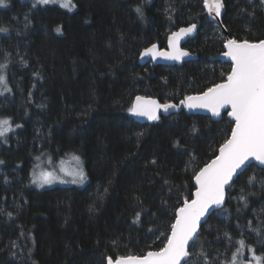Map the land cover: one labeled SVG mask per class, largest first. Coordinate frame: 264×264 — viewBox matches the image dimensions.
Listing matches in <instances>:
<instances>
[{
  "label": "trees",
  "instance_id": "1",
  "mask_svg": "<svg viewBox=\"0 0 264 264\" xmlns=\"http://www.w3.org/2000/svg\"><path fill=\"white\" fill-rule=\"evenodd\" d=\"M72 1V11L32 0L0 5V26L8 28L0 63L10 89L1 90L0 118L13 128L0 138V264H107L162 248L175 209L192 198L194 173L217 155L233 121L227 112L213 120L181 108L140 123L128 109L136 95L179 105L225 80L231 65L214 58L224 51L222 26L233 39L264 40L261 0H224L222 26L202 0ZM196 22L183 45L196 59L138 62L144 48H163L172 31ZM41 152V159L79 154L89 181L34 188ZM262 182L264 167L255 164L234 179L187 264H204L201 251L212 264L230 261L241 239L246 256L248 247L264 256V229L258 236L249 228L264 222Z\"/></svg>",
  "mask_w": 264,
  "mask_h": 264
},
{
  "label": "snow or ice",
  "instance_id": "2",
  "mask_svg": "<svg viewBox=\"0 0 264 264\" xmlns=\"http://www.w3.org/2000/svg\"><path fill=\"white\" fill-rule=\"evenodd\" d=\"M49 2L50 0H36L38 4H48ZM203 3L209 14L214 12L216 16L220 15L224 6L222 0H203ZM4 4H6V0H0V5ZM261 4H264V0H261ZM61 7L71 10L75 5L71 0H64ZM135 11L139 15H143L140 7H137ZM195 28L196 25L192 24L186 28H180L178 32H173L168 37L169 51H158L157 45L152 44L140 53L141 57L150 55L153 60L158 56L166 60H180L188 56L189 53L179 47V43L182 36L191 33ZM56 31L59 32L60 28H57ZM6 32H8V28L0 26V33ZM224 46L227 51L223 54L230 57L232 61L231 72L227 75L226 80L208 87L199 95L186 96L180 103L188 108L207 109L214 116L220 115L222 108L230 106L231 111L228 112V116L234 121L230 136L220 144L219 154L194 173L196 190L192 193L193 198L184 199L182 206L175 209V219L170 225V234L166 236L164 246L158 251H148L142 256H118L115 260L108 257L107 264H181L182 258L189 256L186 246L189 241H194L198 234L197 229L201 217L210 207L221 206L224 203L226 190L231 186L230 182L233 181L237 170L245 166V162L250 158L264 165V40L250 43L248 40L229 39ZM7 55L5 53L6 60ZM6 67V63H0V90L2 91H10L3 74ZM175 107L178 105L159 103L156 99L136 96L128 111L133 115L146 117L153 121L159 119L158 110L168 112L169 109ZM12 130L10 118H0V138H5ZM44 155L45 153L41 152L35 157L37 163L33 166L32 183L43 186L57 180L65 182L55 171L41 169L40 161ZM68 155H71L78 167L71 172L61 168V172L64 175L72 176V183L83 182L86 177L82 167H79L81 165L80 157L71 153ZM255 181L256 177L252 176L249 177L248 183L252 184ZM240 199L246 206L247 201L244 197L241 196ZM9 215L11 214L9 213ZM139 216L140 214L137 213V219ZM249 228L260 236L261 230L264 229V222H258L256 227H252V222L249 221ZM149 231L153 230L149 229ZM224 236L231 244L232 237L227 232L224 233ZM237 243L239 248L232 254L231 260L221 261V264H243L242 261H238L237 257L238 255L243 256L246 247L245 241L241 239ZM248 251L251 253L253 250L248 247ZM200 254L204 256V264H212L203 251ZM252 259L255 264H261L260 256L253 253Z\"/></svg>",
  "mask_w": 264,
  "mask_h": 264
},
{
  "label": "water",
  "instance_id": "3",
  "mask_svg": "<svg viewBox=\"0 0 264 264\" xmlns=\"http://www.w3.org/2000/svg\"><path fill=\"white\" fill-rule=\"evenodd\" d=\"M202 1H203V0H202ZM222 3H223L224 6H223V8L221 9V13H220L219 16H216L214 12H213L212 14H209L208 10L204 7V3H203V7H204V10H205V13L207 14L209 20H210L211 22H214V23L220 25V26H222V16H223L224 11H225L224 0H222ZM193 24L196 25V28L193 29V31H192L191 33H189V34H187V35H185V36H182V38L180 39V43H179V47H181L183 50H185V51H187V52L189 53L188 56L183 57V58H181L180 60H166V59H164V58L158 56L155 60H153V59L151 58L150 55L147 56V57H141V55H139V60H138V62H139L140 64H142V65H143V64H146V63H149V62H152L153 64H160V65L173 66V65H181V64H182L183 62H185V61L192 60V59H196V58H197V55H196L195 53H192V52H190L189 50H187L186 48L183 47V45H184V43L186 42V40H188L189 38L195 36V34H196V31H197V29H198V25H199V23L196 22V23H193ZM190 25H192V24H190ZM190 25L182 26V27H180V28H186V27H188V26H190ZM180 28H178V29L172 31V32L167 36L165 47L161 48L158 44H156V45H157V50H158V51H169L170 49H169L168 37H169L173 32H178ZM222 29H223V33H224V36H225V42H224V45H225V43H226L227 40H229V39H233V38H231V37L228 36L227 31L224 29L223 26H222ZM238 41H243V40H238ZM260 41H261V40H260ZM249 42H250V43H258L259 41H249ZM151 45H152V44H151ZM151 45L147 46L146 48H149ZM146 48H144V49H146ZM144 49H143V50H144ZM143 50H142V51H143ZM226 51H227V48H225V46H224V51H223L222 53L216 55L214 58L219 59V60H221V61L228 62V63H230V65L232 66V61H231L230 57H227V56H225V55L223 54V53L226 52ZM230 72H231V69H230ZM226 78H227V76H226ZM226 78H225V80H226ZM222 82H224V80L221 81V82H219V83H222ZM201 93H202V92H201ZM199 94H200V93H198V94H191V95H189V96H194V95H199ZM136 96H144V95H136ZM136 96H135V97H136ZM135 97H134V99H133V102H134V100H135ZM144 97L152 98V99H156V100L160 103V101H159L157 98H155V97H152V96H144ZM133 102H132V103H133ZM172 104H173V103H172ZM175 105H177V104H175ZM181 108H184L188 113H191V114H202V115H207V116H209V117H210L211 119H213V120H219L224 112H227V113H228L229 111H231L230 106H226L225 108H222V109L220 110V115H218V116H214V115H213L210 111H208L207 109H204V108H188V107H186L184 104H181V105H178V107H175V108L169 109L168 112H164L163 110H158L157 115H158V116H160V114L167 115V114H169V113H171V112L179 111ZM132 115H133V114H132ZM133 117H134V119H135L136 121H138V122H140V123H151V122L155 121V120L150 121V120H148L146 117H140V116H136V115H133ZM230 118H231V117H230ZM231 120L233 121L232 118H231ZM233 124H234V121H233ZM230 134H231V132H230ZM229 136H230V135H229ZM218 154H219V152H217V155H218ZM214 158H215V157H213L212 159H214ZM212 159H211V160H212ZM211 160H210V161H211ZM210 161H209V162H210ZM209 162H207V163H209ZM250 164H255V165L259 166V167H264V165H261V164H260L258 161H256L255 159L250 158L249 161H246V162H245V166H242L241 169H238V170H237V173L234 174V176H233V181H234V179H235V178H236L241 172H243V171L245 170V168H246L248 165H250ZM203 166H204V165H203ZM203 166H202V167H203ZM202 167H201V168H202ZM198 171H199V170H198ZM233 181H232V182H233ZM232 182H230V184H232ZM193 184H194V190H193V193H194L195 190H196V185H195V181H194V179H193ZM228 188H229V187H228ZM228 188H227V190H228ZM227 190H226V194H225V201H224V203H223L221 206H212V207H210L209 210L205 213V215H204L203 217H201V221H200V224L198 225V229H197V233H198V234L195 236V239H196V237H197V236L199 235V233H200L201 225L205 223V221L207 220L208 216H209L211 213H213V212H215V211L221 209V208L225 205V202H226V195H227ZM192 198H193V197H192ZM169 234H170V233H169ZM195 239H194V240H195ZM192 243H193V241H189V244L186 246V250H187L188 252H189V249H190V246H191ZM150 251H158V250H150ZM146 253H147V252H146ZM146 253H145V254H146ZM134 256H136V255H134ZM141 256H142V255H141ZM125 257H127V256H125ZM188 258H189V256L186 257V258H182V260H181V264H184L185 261H187Z\"/></svg>",
  "mask_w": 264,
  "mask_h": 264
},
{
  "label": "rangeland",
  "instance_id": "4",
  "mask_svg": "<svg viewBox=\"0 0 264 264\" xmlns=\"http://www.w3.org/2000/svg\"><path fill=\"white\" fill-rule=\"evenodd\" d=\"M32 1H34L36 3V0H32ZM63 2H64V0H50V2L48 4L61 7V3H63ZM71 2L73 4L72 0H71ZM61 8H63V7H61ZM64 9H67V8H64ZM73 9L74 8H72L71 10H69V9H67V10L72 11ZM0 94H3V93H1V90H0ZM75 155H78L80 157V160H81V165L79 167H82V170H83L84 175L86 177L83 180V182L72 183L71 180L73 179V177L69 176V175H64V173L61 172V168L71 172L73 169L78 167L76 162L72 159L71 155H66V156L56 157V158L50 157V158H46V159H41V161H40L41 169H44L47 171H55V173L58 176H60L65 182L62 183V182H60V180H57V181L53 182L52 184H46L43 186H39L37 184L32 183V179H33V175H32L33 170H32L31 171V184H32V186L36 189H39V190L52 188L55 186H79V187L85 186L87 184V182L89 181V176H88V173L86 170L85 162H84V159L79 154H75ZM253 253L256 256H260L262 258L261 264H264V256L261 255L260 253L255 252V251H252L251 253L249 252V254L247 256L244 254V251H243V256L238 255L237 259H238V261H242L243 264H255V261L252 259Z\"/></svg>",
  "mask_w": 264,
  "mask_h": 264
},
{
  "label": "flooded vegetation",
  "instance_id": "5",
  "mask_svg": "<svg viewBox=\"0 0 264 264\" xmlns=\"http://www.w3.org/2000/svg\"><path fill=\"white\" fill-rule=\"evenodd\" d=\"M154 44V43H153ZM152 63V62H151ZM180 105V104H179Z\"/></svg>",
  "mask_w": 264,
  "mask_h": 264
}]
</instances>
